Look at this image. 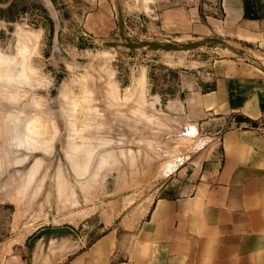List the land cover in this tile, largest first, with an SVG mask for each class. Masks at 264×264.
<instances>
[{
    "label": "rangeland",
    "instance_id": "1",
    "mask_svg": "<svg viewBox=\"0 0 264 264\" xmlns=\"http://www.w3.org/2000/svg\"><path fill=\"white\" fill-rule=\"evenodd\" d=\"M134 1L0 0V264H54L157 198L188 194L180 182L209 153L211 131L165 102L186 96L182 77L205 91L219 61L254 56L111 47L124 42L118 7L130 40L158 41ZM63 227L72 237L29 246Z\"/></svg>",
    "mask_w": 264,
    "mask_h": 264
},
{
    "label": "crops",
    "instance_id": "2",
    "mask_svg": "<svg viewBox=\"0 0 264 264\" xmlns=\"http://www.w3.org/2000/svg\"><path fill=\"white\" fill-rule=\"evenodd\" d=\"M219 3L218 19L206 18L201 0L133 3L146 8L137 23L146 25L152 40L214 37L254 56L219 61L205 91L182 77L186 96L165 102L174 115L213 136L209 153L180 182L188 194L180 188L157 198L137 220L123 218L54 264H264V139L251 127L264 114V0ZM5 262L26 264L16 256Z\"/></svg>",
    "mask_w": 264,
    "mask_h": 264
},
{
    "label": "water",
    "instance_id": "3",
    "mask_svg": "<svg viewBox=\"0 0 264 264\" xmlns=\"http://www.w3.org/2000/svg\"><path fill=\"white\" fill-rule=\"evenodd\" d=\"M117 23L119 29L120 38L124 41L123 43H108L111 47H125L129 50H142L143 53L145 52H187L192 51L204 47H222L229 50L231 53L242 56L248 57V53H246L242 49H237L232 47L228 42L220 38H202L194 41L188 42H177V41H141L138 39L130 40L125 35L124 30V20L121 15V10L117 8ZM241 118L236 117L235 124L239 127L241 123ZM243 122V121H242ZM248 127V126H247ZM73 232L69 228H49L46 230H42L35 235V237L30 241L29 246L35 247L37 244L42 246V249H46L49 247L50 240L48 238H56L57 236H65V237H72ZM69 247H67L68 249ZM32 258H29L28 263L31 264Z\"/></svg>",
    "mask_w": 264,
    "mask_h": 264
},
{
    "label": "built area",
    "instance_id": "4",
    "mask_svg": "<svg viewBox=\"0 0 264 264\" xmlns=\"http://www.w3.org/2000/svg\"><path fill=\"white\" fill-rule=\"evenodd\" d=\"M201 9L206 13V18L218 19L221 16L219 0H201ZM251 127L264 139V114Z\"/></svg>",
    "mask_w": 264,
    "mask_h": 264
},
{
    "label": "bare ground",
    "instance_id": "5",
    "mask_svg": "<svg viewBox=\"0 0 264 264\" xmlns=\"http://www.w3.org/2000/svg\"><path fill=\"white\" fill-rule=\"evenodd\" d=\"M1 60V59H0ZM7 60V59H6ZM6 60H4L5 62H6ZM10 61H11V59H10ZM1 64V63H0ZM2 152V151H1ZM2 157V156H1ZM1 159V158H0Z\"/></svg>",
    "mask_w": 264,
    "mask_h": 264
}]
</instances>
